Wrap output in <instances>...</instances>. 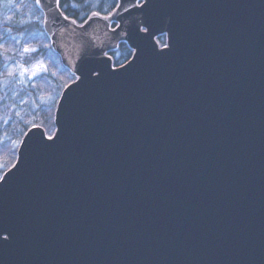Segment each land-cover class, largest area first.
<instances>
[{"label":"water","instance_id":"obj_1","mask_svg":"<svg viewBox=\"0 0 264 264\" xmlns=\"http://www.w3.org/2000/svg\"><path fill=\"white\" fill-rule=\"evenodd\" d=\"M59 2L35 0L75 80L0 179V264H264V0H118L82 24Z\"/></svg>","mask_w":264,"mask_h":264},{"label":"rangeland","instance_id":"obj_2","mask_svg":"<svg viewBox=\"0 0 264 264\" xmlns=\"http://www.w3.org/2000/svg\"><path fill=\"white\" fill-rule=\"evenodd\" d=\"M90 2L93 10L99 6L98 0ZM13 23L27 26L21 25L25 30L17 33ZM42 28L43 15L41 19L32 0H0V39L4 44L0 47V179L15 164L29 128L43 126L48 136L53 135L63 84L73 77L67 69L66 75L47 37L43 38ZM25 48L34 51L26 53ZM117 52L110 55L119 58ZM37 64L42 67L37 69Z\"/></svg>","mask_w":264,"mask_h":264},{"label":"trees","instance_id":"obj_3","mask_svg":"<svg viewBox=\"0 0 264 264\" xmlns=\"http://www.w3.org/2000/svg\"><path fill=\"white\" fill-rule=\"evenodd\" d=\"M34 1L35 0H32V4H33V6L34 5L36 6ZM90 1H93V0H60L59 3H60L61 10L66 14V16L76 20L79 24H82L83 22H85L86 19L88 18V16L93 12H99L101 14H109L110 12H112L116 8V5L118 4V0H98L99 6L95 10H93L92 4ZM36 12L39 13V15L42 19V15H41L42 13L39 11V9L37 7H36ZM10 13H12V12H10ZM10 13L8 15H10ZM15 20H17V19L15 18ZM12 25L16 26V27H13V29L17 33H23V31L25 30V26H27L25 24H20V23L19 24L13 23ZM21 25H25V26H21ZM42 32L44 33L43 28H42ZM45 37H47V36L44 33L43 38H45ZM47 39H48V37H47ZM1 41H2V39H0V47L4 45L3 42H1ZM47 42H49V39L47 40ZM158 42L162 46L166 45V37L165 36L159 37ZM117 53L120 55L119 58H117L115 56V53L112 54L113 59H114V64L116 66L123 65L132 57V51L130 50V48L126 44H121L119 46ZM56 57L58 58V60H60V58L57 54H56ZM60 62H61V60H60ZM65 73L68 76L70 74L66 69H65ZM73 80H74V77H72V78L69 77V79L66 81V83L63 84L64 85L63 89L69 83H71Z\"/></svg>","mask_w":264,"mask_h":264},{"label":"snow or ice","instance_id":"obj_4","mask_svg":"<svg viewBox=\"0 0 264 264\" xmlns=\"http://www.w3.org/2000/svg\"><path fill=\"white\" fill-rule=\"evenodd\" d=\"M37 2H39V0H37ZM57 2H59V0H57ZM116 6L119 7L120 5H116ZM96 15H99V14L97 13ZM109 18H111V17H109V16H105V17H103L104 20H107V19H109ZM81 27H83V25H81ZM146 30L148 31V33H149V38H150V36L153 34L152 31H151V25H149L148 28H147ZM24 51L27 53V52L34 51V50H33V49L25 48ZM35 67H36L37 69H39L40 67H42V65L37 64V65H35ZM35 74H36V73L34 72L33 75H35ZM48 139L51 140L52 137H49ZM9 237H10V234H7V235H0V240H2V241H6V242H7Z\"/></svg>","mask_w":264,"mask_h":264},{"label":"bare ground","instance_id":"obj_5","mask_svg":"<svg viewBox=\"0 0 264 264\" xmlns=\"http://www.w3.org/2000/svg\"><path fill=\"white\" fill-rule=\"evenodd\" d=\"M45 33V32H44ZM47 36V35H46Z\"/></svg>","mask_w":264,"mask_h":264}]
</instances>
